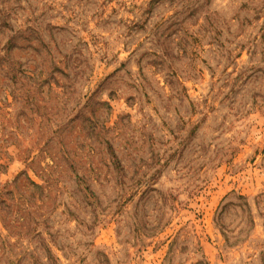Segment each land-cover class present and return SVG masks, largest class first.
<instances>
[{"label":"rangeland","instance_id":"374dc122","mask_svg":"<svg viewBox=\"0 0 264 264\" xmlns=\"http://www.w3.org/2000/svg\"><path fill=\"white\" fill-rule=\"evenodd\" d=\"M0 264H264V0H0Z\"/></svg>","mask_w":264,"mask_h":264}]
</instances>
